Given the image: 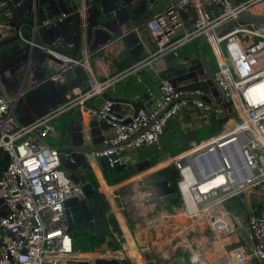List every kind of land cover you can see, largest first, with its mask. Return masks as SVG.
Wrapping results in <instances>:
<instances>
[{
	"label": "built area",
	"instance_id": "1",
	"mask_svg": "<svg viewBox=\"0 0 264 264\" xmlns=\"http://www.w3.org/2000/svg\"><path fill=\"white\" fill-rule=\"evenodd\" d=\"M27 2L30 14H35L37 0H0L1 7L6 8L0 14L5 13L15 23L17 19L8 12L9 8L21 10ZM55 3L53 1V9L57 8ZM66 5L58 12H50L53 15L42 19L40 24L24 27L21 23L14 28L17 37L27 42L30 50L22 52L13 67L12 71L20 75L14 92H6L0 76V152H6L8 156L7 165L0 169V228L6 229V234L0 233V264H65L67 257L61 255L74 251L67 231L64 202L81 196L82 192L62 170L61 152L46 142L47 134L53 130L52 121L70 106L100 97L106 90L113 89L117 81L138 69L149 67L153 70L156 53L175 51L199 37L205 38L211 51L217 66L213 75L225 95L224 105L217 109L223 118L221 127L176 154L172 161L160 162L164 164L160 168L173 167L177 171L174 187L188 217L200 213L212 224L215 220L221 221L218 230H229L233 221L225 202L264 183V22H235L221 33L216 29L237 19L239 13L264 14V0H235L234 6L228 0H169L142 25L155 42L157 51L145 52L134 64L98 84L90 78L92 72L87 65L90 53L77 41L78 36L81 39V27L86 25L87 11L93 0L82 1V4L81 0H70ZM188 7L194 10L189 26L185 25L182 16ZM22 16H26L23 10L19 17ZM24 28L30 29L31 38L25 37ZM43 31L58 33L43 39ZM71 33L74 36L70 37ZM34 49L39 53L38 64L32 61ZM44 67L52 71L46 80L56 84L64 81L66 69L86 68L89 85L84 90L75 89L76 93L69 91L63 103L48 107L26 123H19L16 108L23 101V93L29 90L26 86L29 74L31 71L42 72ZM159 79V98L150 108L140 109L135 116L120 113L117 104L106 100L97 107L84 105V112L90 119L106 121L111 128L100 141L98 150L89 153L92 160L114 156V159L109 158L112 164L125 152L140 148H154L161 153L160 139L172 117L188 107L201 108L206 111L203 114L208 115L211 107L207 102L213 105L208 97L211 88L177 84L163 77ZM196 82L209 84L207 78ZM260 83L263 85L260 95L251 97L250 88ZM51 89L50 94L35 92L34 96H40L39 100L47 104L54 92ZM212 151L217 154L221 168L216 173L207 174L196 166L195 160ZM237 152L243 160L240 167L233 163ZM64 156L68 158L67 154ZM217 174H223L226 182L204 190L202 186ZM240 175H247V178L244 182L234 183L232 179ZM246 224L254 243L251 251L255 257L264 258V208L257 211L251 208ZM195 251L190 252V258Z\"/></svg>",
	"mask_w": 264,
	"mask_h": 264
},
{
	"label": "crops",
	"instance_id": "2",
	"mask_svg": "<svg viewBox=\"0 0 264 264\" xmlns=\"http://www.w3.org/2000/svg\"><path fill=\"white\" fill-rule=\"evenodd\" d=\"M24 1V0H23ZM56 1L54 8V12H58L60 9H64L63 5L59 6V0ZM59 1V2H58ZM66 4L70 3V0H64ZM169 2V0H152L150 7L145 13V19L165 7V5ZM6 10L5 6L1 7L0 11ZM8 12L11 14L10 10ZM13 14L16 16L15 19L20 16L19 8L13 9ZM97 12H94V17L96 18ZM185 25L189 26L192 18L194 17V10L192 7H188L182 13ZM94 18V19H95ZM94 29V28H93ZM26 31L23 29V33L26 38H31L30 29L26 28ZM140 36L143 39V44L145 48V52L151 51L156 52L157 46L153 39L149 36V34L142 27L140 29ZM11 35H15L17 37V30L11 29ZM58 31L51 32H42L43 39H48L52 35L57 34ZM70 37L74 36L73 33L69 34ZM41 39V35L38 36L37 40ZM200 37L195 38L189 43L184 44L179 47L175 51H171L173 53L181 52L183 50H190L191 57H198V48L200 47ZM15 43L20 44L21 46L28 47V43L19 39L17 37V41ZM7 49L10 48V45L6 46ZM81 48H84L81 46ZM86 49V48H84ZM83 50V49H81ZM120 48L118 46V42L109 43L103 46V50L99 51H91L87 60V65L92 72V76H90L91 81L93 83L98 84L100 81L107 79L110 77L114 68V64L116 63V59L120 56ZM202 51L207 53L209 62L213 66L214 70L216 69L215 60L211 54V51L205 42L202 46ZM179 52V53H180ZM167 53H159L154 55L153 63L156 65L158 69H164V64L162 57ZM22 52L16 54L8 61H0V70L3 75V84L7 93H12L18 87V82L20 80V75L16 73H12L15 62L20 58ZM36 64L39 63V60L34 61ZM45 65V64H44ZM48 67V66H47ZM45 68V67H44ZM44 72L47 71V68L43 69ZM154 70L149 67H143L138 69L135 73L130 75L129 77L117 81L114 84L113 89H108L106 92L110 95H118L123 97L133 98L136 102L141 104V109L150 108L156 99L159 98V78H155ZM196 76L192 77H180L179 80L175 81L177 84L185 83L191 86H200L202 88H211L212 93L208 97L212 100L213 105L216 103H220L221 95L216 94L215 86L212 83H198L197 79L201 81V79L207 78V75L204 72H196ZM42 78L41 72L37 71L36 73L32 72L29 74L28 81L26 83L27 89H31L32 93L39 91L38 86ZM209 81V79H208ZM37 86V87H36ZM77 90H73L70 92L76 93ZM52 97L48 99L49 103H43V101L39 100L40 96L35 95V100H28L25 98L19 105V115L25 119V121L32 119L31 115L35 113H39L37 116L41 114L42 108H46L51 106L53 101L56 99L55 93L52 92ZM50 94V93H49ZM52 101V102H50ZM105 100L100 96H95L85 101V104H75L70 106L63 113L68 114V117L72 121H75L77 124L80 121L81 131L75 134L77 141H81V147L85 149H96L99 146L100 141L103 137L107 136L110 133V125L105 121H96L94 119H90L86 113L84 112V105L97 107L100 106ZM117 111L120 113H132V107L130 105H116ZM33 112V113H31ZM62 114V113H61ZM36 117V116H34ZM219 121H222L221 115L218 114ZM94 122V124H92ZM74 124L77 128V125ZM53 130L51 138L54 136V130L57 128L54 120L52 121ZM218 130L212 124L209 115L199 114L197 112V108L188 107L182 109L177 115L172 117L166 124L163 134L160 139V144L162 146V152L168 151L173 157L176 154L180 153L188 149L193 143H197L210 135L214 134ZM50 139V138H49ZM50 144H53L49 142ZM91 153V152H89ZM89 153L81 154V165L80 170L88 175H92L96 181L97 193L98 197L101 199L102 205L104 207L105 215L107 217V225L109 227L110 234L104 235L101 237H96L94 239L84 238L79 235L71 236L73 245L76 247H88V251L74 250L72 254L67 256V259H86L89 262H94L97 258H110L116 257L120 259V254L123 257H126L130 264H138L136 256L128 254V248L122 242V238L126 235L129 238V242L134 243V246L138 250V253L141 254L140 260L142 264H156L158 263L154 260L150 262V255L146 253V248L148 246L147 243H151L153 245V241L156 239H165L164 236L151 237L148 239L146 243H141L140 234L144 235V228H151L154 224H160L163 228H177L176 237L173 240H170L168 246V250L175 251L176 248H183V256H177L176 264H185L184 257L188 256L191 251L202 250L204 248L207 249L208 255H205L208 260L207 264H264V258L255 257L253 251H251L253 247V241L251 240L248 228H247V216L250 212V209L260 210L264 208V183L260 184L254 190L247 191V193H241L240 195L234 198L235 207L237 202L244 204L243 212L236 207L237 213L235 214L236 220L232 222V226L229 230L220 231L213 228V225L219 227V223L221 221L216 220V224H212L208 217L202 216L204 225L202 229L196 231L193 227L195 221L191 220L189 222V218L185 211L181 208V204L179 199L173 200V206L164 210L158 206L155 202L153 203L151 197L153 195V190L151 185L153 181L148 179V173L152 171L158 170L164 164L160 163L155 167H152L148 171L137 172L134 170L135 174L131 177L120 181L115 184L117 185L112 191H102L101 183L98 178V174H100L105 182H106L103 172L102 165L99 164V161L92 160L90 158ZM135 153L137 156L133 155V159L136 157L137 162L143 161L144 159H149L150 157L158 154V152L154 148H140L136 150H130L125 152L123 155ZM168 162L172 161V158L167 159ZM166 161V162H167ZM126 167L134 168L133 165H127ZM167 168V167H166ZM169 169V181L171 184L175 186L177 180V171L173 167L167 168ZM162 171V170H161ZM223 177H217L213 184L222 183ZM241 178L236 177L233 179L234 183L244 182ZM110 185V184H109ZM112 193V194H111ZM185 199L188 202V197L186 194ZM130 198H133L132 201H129ZM227 208V206L225 205ZM117 208L120 216H116L114 209ZM192 209V208H191ZM229 211V208H227ZM179 212V213H177ZM184 212V214H183ZM154 213L156 215L151 216ZM178 214H182L181 216L185 219L184 224L180 223L175 216ZM198 214V213H196ZM231 214L229 213V216ZM225 216L228 215L225 213ZM201 217V216H200ZM188 218V219H187ZM194 218V217H192ZM184 225V226H183ZM173 227V228H172ZM146 237V236H145ZM159 241V240H158ZM201 242L202 244H198ZM162 243V242H161ZM151 245V247H152ZM203 245V246H202ZM116 246V250L113 248ZM166 246V245H165ZM201 247V248H199ZM145 251V252H144ZM173 253V252H171ZM86 256V257H81ZM200 258V253H195L190 260L194 261ZM190 264V261L189 263ZM205 264V263H203Z\"/></svg>",
	"mask_w": 264,
	"mask_h": 264
},
{
	"label": "water",
	"instance_id": "3",
	"mask_svg": "<svg viewBox=\"0 0 264 264\" xmlns=\"http://www.w3.org/2000/svg\"><path fill=\"white\" fill-rule=\"evenodd\" d=\"M61 6L67 7L64 0H59ZM86 2L87 0H81ZM232 6L235 5V0H228ZM152 0H93V5L87 11L88 18L86 19L85 27H81V39L78 36L77 41L81 43L82 47H85L87 51H99L103 46L109 43H117L120 48V56L115 60L114 68L112 74H115L124 67L131 66L138 59L145 55V48L143 44V39L140 36V29L144 23L145 13L150 7ZM37 9L35 14H30V5L25 3V7L20 11H24L26 16L21 18H16L17 25L11 22L5 13L0 14V61H8L16 54L21 52H28L30 50L29 46L24 49L23 46L16 48L15 41L17 37L11 35V29H14L19 24L23 23L25 26H30L32 24H40L42 19L46 17H51L53 14L50 12L53 11V1L52 0H37ZM9 8V7H8ZM11 15L16 17L13 14V8H9ZM15 10V9H14ZM94 12H97L96 18L94 17ZM95 18V19H94ZM235 22H264V14H252V13H239L237 19L231 20L228 23L220 26L216 31L221 33L227 31ZM94 28V29H93ZM76 32L79 34L78 28ZM161 33H158V37ZM205 38L201 37L200 47L198 48V57L192 58L190 50L179 51L176 54L169 52L168 54L162 57L164 69H158L154 63L153 70L155 78L163 77L169 79L171 82L179 80L180 77H192L196 76V72H204L209 79V83H212L215 86L216 94L221 95V101L218 105H212L207 102L211 110L208 112V115L211 119L212 124L217 130L221 127V121L218 119V108H221L225 102V95L222 88L216 82L214 78V68L209 62L208 55L202 51V46L205 43ZM10 45V48L7 49L6 46ZM71 53V51H68ZM34 62L38 58V51L34 49L33 52ZM48 57L47 55H43ZM15 73V71H11ZM52 71L47 69V71H42V78L40 80L38 89L43 88L47 85H50L53 88L56 99L53 101L51 106L55 107L60 103H63L66 99V95L69 91L80 89L84 90L89 85V73L86 68L75 67L68 68L64 71V81L62 83L56 84L46 80L47 76L51 74ZM0 76L3 82V75L0 70ZM36 86V87H37ZM32 93V90L29 89L23 93V100L26 98L27 94ZM101 97L106 100L113 102L117 105L124 104L130 105L132 107V115L135 116L137 112L141 109V104L136 102L133 98L123 97L118 95H110L107 92H103ZM42 108L41 114L48 108ZM19 108H16L15 116L17 117L16 121L21 123H26L37 116L35 113L30 116L27 121L21 117L18 113ZM232 113H234L233 108H231ZM199 114L206 113L201 108H197ZM33 113V112H31ZM17 114V115H16ZM20 114V115H19ZM75 121H72V118L69 119L68 123L63 128H55L54 136L55 142L53 144L48 143L50 146L58 149L61 152L62 170L67 173L68 179L75 185L79 186L82 195L78 197H72L67 199L64 202L65 215H66V224L67 231L70 236L79 235L84 238L94 239L96 237H101L104 235H109V227L107 225V217L105 215L104 207L102 205L101 199L98 197L97 187L93 184L87 173L81 171V154L97 151L98 149H85L81 147V141H77L75 134L81 131L80 121L77 122V128L74 125ZM94 124V122L92 123ZM47 142V141H46ZM68 155V158L64 155ZM133 155L137 156L135 153L122 155L118 160L109 163V158L114 159V156H103L98 159L99 164L102 167H113L121 164L133 165L134 169L137 172H144L150 170L155 164L165 161L173 157V155L164 151L158 153L149 159H144L143 161L137 162L136 157L133 159ZM238 159L239 166H242L243 160L240 157V154L235 153ZM200 156H213L217 159L219 165L220 160L217 154L212 152H206ZM72 160V164H68ZM163 168L159 170L152 171L148 173V179L153 181L151 192L153 195L151 199L153 203H157L161 209H166L164 206L166 201L169 203L179 197L177 190L174 185L169 181V175L166 174ZM243 193H246L244 191ZM227 208H229V213L231 220L234 222L236 218L234 217L237 213L235 207V202L233 200H228L225 202ZM168 210V209H167ZM1 234H6V229L4 227L0 228ZM2 244V238L0 239V245ZM116 250V246L113 248ZM177 252V250L173 251ZM183 254V253H182ZM179 254V256H183ZM172 258H177L176 256L171 255ZM171 257L164 261L163 263L158 262L156 264H175V259ZM174 263H168L172 261ZM65 264H130L126 257H116L110 258H97L94 262H89L86 259H67Z\"/></svg>",
	"mask_w": 264,
	"mask_h": 264
},
{
	"label": "bare ground",
	"instance_id": "4",
	"mask_svg": "<svg viewBox=\"0 0 264 264\" xmlns=\"http://www.w3.org/2000/svg\"><path fill=\"white\" fill-rule=\"evenodd\" d=\"M262 89H263V85L261 83L260 84H256V85H254L253 87L250 88L249 94H250L251 97H255L256 98V97H258L260 95ZM233 163H234V166L240 167L239 164H238V159L237 158H234ZM195 164H196L197 167L200 166L201 168H203L205 173H207V174L216 173L221 168V165L218 164L217 159L215 157H213V156H199V157L196 158ZM155 166L156 165H154L153 167H155ZM167 168H169V167H167ZM167 168H163L162 171H164L166 174H170L169 169H167ZM217 177H223L222 183L213 184V181ZM236 177H234V178H236ZM239 178H241L242 181H243L244 179L247 178V175H240ZM225 182H226V179H225L224 175L223 174H217V175H215V177L210 182L204 184L202 186V188L204 190H209L211 188H214V187H217L219 185H222ZM115 187H117V185H101V190L104 191V192L107 191V190H111L112 191ZM132 200H133V198L129 199V201H132ZM114 212H115L116 216H120L121 217V215H120L119 211L117 210V208L114 209ZM177 213H179V212H177ZM181 215L182 214H178L177 216H175V218L177 217L178 221L180 223L182 222V224H184L183 221H185V219ZM200 216H202V214L198 213V214H195L192 217L196 218L197 221H199L200 220ZM215 222H216V220L213 222V224ZM159 225L160 224H154L153 226H151V228H144V229H142L144 231V235L140 234L141 243L142 242L146 243L148 241V239H150L153 236L156 237V238L158 236L159 237L160 236L161 237L162 236L165 237V239H162V240L158 239L159 241L156 239L155 241L152 242L153 245L151 243H147L148 246H147V249H146V253H148L150 255V260H149L150 262H152V260H154V261L156 260L157 262L161 263V262H164V261L168 260L170 257L172 258L171 255L179 256V254L183 253V251H184L183 248H181V249L176 248L175 250H177V252H174V253H171L174 250L173 251L168 250V246L167 245L169 244L170 240H173V238L176 237L177 228H173L172 227L173 229H171V227H170V228L167 229V228H163L162 226H159ZM213 228H215L217 230L219 227L213 225ZM122 242L128 248L127 253L136 256L138 264H142L141 260H140L141 254L138 253V250L134 246L133 241L129 242L128 236L125 235L122 238ZM151 245H152V247H151ZM72 253L73 252L71 251V252H68L67 254H62L61 256L67 257L68 255H70ZM199 253H200V258L197 259V260H194V261L190 260V264H203V263L207 264L208 263V260L205 257V255H208L207 249L204 248V249L200 250ZM81 257H86V256H81Z\"/></svg>",
	"mask_w": 264,
	"mask_h": 264
},
{
	"label": "trees",
	"instance_id": "5",
	"mask_svg": "<svg viewBox=\"0 0 264 264\" xmlns=\"http://www.w3.org/2000/svg\"><path fill=\"white\" fill-rule=\"evenodd\" d=\"M7 162L8 156L6 152H0V169H3L7 165ZM134 170V168L126 167L125 164H121L113 167H103L102 172L108 185H111L131 177L133 174H135ZM89 177L96 187V181L94 177L92 175H89ZM98 178L101 185H106L100 174H98ZM73 250L88 251L89 249L88 247L79 248L73 245Z\"/></svg>",
	"mask_w": 264,
	"mask_h": 264
},
{
	"label": "rangeland",
	"instance_id": "6",
	"mask_svg": "<svg viewBox=\"0 0 264 264\" xmlns=\"http://www.w3.org/2000/svg\"><path fill=\"white\" fill-rule=\"evenodd\" d=\"M26 28H24V31H26L25 30ZM15 47L16 48H19V47H21V45L20 44H17V43H15ZM69 117H68V114H65V113H62V114H60V115H58L55 119H54V123H55V125H57V128H63L67 123H68V121H69ZM51 135L52 134H47V136H46V139H49V142H51V143H54L55 142V138H51ZM142 149H144V148H142ZM150 149V148H149ZM169 175V174H168ZM169 177V176H168ZM173 206V203H169L168 201H166V204H165V210H167V209H170L171 207ZM236 207L237 208H239V210H241L242 212H243V210H244V204L243 203H240V202H237V204H236ZM202 213V212H201ZM152 215L151 216H154V215H156V214H154V213H151ZM183 214H184V212H183ZM190 217V216H189ZM202 217V216H201ZM200 217V220L199 221H197V219L196 218H192V217H190L188 220H189V222H191V220H193V221H195V224H193V227L195 228V230L196 231H200L201 229H202V227H203V225H204V222H203V217L201 218ZM198 244H202L201 242H198L197 243V245ZM203 246V245H202ZM143 248H146L147 249V247H145L144 245H143ZM199 248H201V247H199ZM198 251H200L199 249L198 250H196L195 251V253H198ZM145 252V251H144ZM190 256H191V253L188 255V256H186V257H184V263L185 264H188L189 263V261H190ZM172 259H175L174 260V262L176 261V260H178L177 258H172ZM156 262V261H155ZM173 262V260L172 261H168V263H174ZM177 262V261H176ZM163 263V262H162ZM176 264V263H175Z\"/></svg>",
	"mask_w": 264,
	"mask_h": 264
},
{
	"label": "flooded vegetation",
	"instance_id": "7",
	"mask_svg": "<svg viewBox=\"0 0 264 264\" xmlns=\"http://www.w3.org/2000/svg\"><path fill=\"white\" fill-rule=\"evenodd\" d=\"M51 90H52V89H51V86L47 85V86L41 88V89H40L39 91H37L36 93H37L38 95H42V94H45V93H49ZM33 97H34V94H33V93H29V94H27V96H26V98H27L28 100L33 99ZM50 102H52V101H50ZM48 103H49V102H48Z\"/></svg>",
	"mask_w": 264,
	"mask_h": 264
}]
</instances>
